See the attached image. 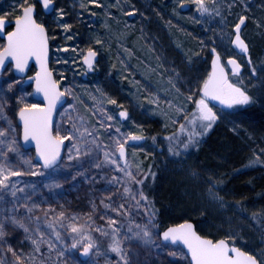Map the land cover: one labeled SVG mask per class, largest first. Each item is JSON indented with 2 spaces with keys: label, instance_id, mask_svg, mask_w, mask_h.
I'll use <instances>...</instances> for the list:
<instances>
[{
  "label": "rangeland",
  "instance_id": "rangeland-1",
  "mask_svg": "<svg viewBox=\"0 0 264 264\" xmlns=\"http://www.w3.org/2000/svg\"><path fill=\"white\" fill-rule=\"evenodd\" d=\"M53 1L55 9L62 10L64 16L61 17L59 11L45 15L38 3L36 16L48 29L50 69L55 79L60 81L61 91L70 87L73 93L65 94L66 102L57 115L53 130L71 128L72 123L78 124L79 117L83 116L88 122L84 127L91 128L101 120L105 124H112L111 131L106 127L99 129L105 141L116 134L117 128L121 132H137L145 139L126 145L127 164L121 160V166L134 175L139 173V179L149 169L152 171L156 164L160 170L159 192L169 189L177 192L181 199L167 206L159 199L162 215L159 219L154 216L156 227L150 229L153 231L154 244L145 246L143 241L134 237L125 240L123 247L131 264H190L181 246L162 244L160 237L165 227L186 220L190 214L196 219V229L200 234H212L215 238L235 234L237 246L244 251L254 255L264 253V207L259 210L263 223L255 227L239 217L227 194L215 189L223 197L224 203L210 201L207 195L209 174L201 173L198 164L192 161L189 156L191 145L187 149L183 147L187 133L180 131L184 116L195 107L185 97L189 95L190 88L193 94L197 93L198 81L210 71V67L209 71L204 67V54L209 51L210 61V50L215 47L221 53L223 62L229 55L240 62L243 67L238 76L240 86L249 92L252 101L231 109L213 106L220 116L213 126L220 125L245 139L254 154L264 149V134L252 135L243 123V115L248 107L264 108V0H215L220 15L203 16L198 12L194 0H186L191 5L186 12L180 11L179 0H99L97 4H89L88 0ZM14 2L0 0V13L10 12ZM81 3L85 7L82 8ZM209 4L212 6L211 0ZM244 4L248 5V20L242 36L249 45V51L239 55L231 47L229 34L233 32L237 17L245 14ZM228 5L233 7L229 9ZM133 8L136 11H132ZM8 20H14V16L9 15ZM257 21L260 22L259 26ZM62 24L72 27L65 31ZM97 39L103 41L102 45L95 44ZM3 44L4 40L0 38V45ZM89 47L96 48L99 56L92 69L86 68L82 62V55ZM248 56H251V65L247 62ZM252 66L257 68L255 74L251 72ZM33 73L31 69L28 75ZM0 76L4 78V83L11 82L7 79L9 77L18 81L12 89L13 94L0 97V103L5 105L4 111L16 123L18 105L15 98L32 93V86L25 84L24 78L14 76L11 64ZM230 79L237 83V77L230 75ZM112 98L116 99L117 104L107 102ZM154 98H158L156 103H153ZM28 99L30 103L40 104L32 96ZM181 104L186 111L178 114L177 107ZM69 105L73 106L71 110ZM122 108L127 109L128 117L119 116ZM103 109H107V113L115 119L108 121ZM93 112L97 115L94 116ZM70 119L72 123H69ZM0 126H6V121L0 120ZM19 130L21 137L20 126ZM173 136L175 139L170 140L169 137ZM68 144L69 141H65V145ZM20 151L25 157L34 158V151L24 150L21 143ZM66 153L67 147L64 150ZM261 159L264 160V157ZM79 163L80 167L62 169L59 188L42 189L34 200L36 203L43 201L42 207L45 209L51 204L57 212L64 211L66 215L75 213L83 217L84 214H90L95 229V225L107 224L106 215L112 214L111 210L104 208L101 200L107 203L111 193L119 201L120 196L116 195L119 186H110L114 166L103 161L102 152L98 156L82 157ZM97 163L101 165L99 168L96 167ZM24 171L22 179L25 183L38 179L30 175L31 170L27 165ZM193 172L199 175L193 176ZM136 187L133 185L134 191ZM6 198L10 200V197ZM146 206L149 211L154 209L152 204H142L138 209L135 204L132 205V219L137 224L149 223L148 212L144 211ZM11 207V202L3 206L0 218L10 216ZM187 209L194 212L187 214ZM23 214L22 208L18 210V218ZM34 215L42 218V230L48 231L43 223L45 213L36 212ZM51 218L52 214L49 213L47 219ZM121 222L122 231L130 236L127 233V219ZM7 232L15 247L31 252V243L26 240L23 229L9 222ZM95 236L100 244L99 253H93L95 264H120L118 254L110 250V237L100 236L99 233ZM64 239L66 243H72L70 234L65 233ZM40 253L42 255L37 256L38 260L55 264V250L49 252L45 244ZM0 256H3V252H0ZM6 259H10V254Z\"/></svg>",
  "mask_w": 264,
  "mask_h": 264
},
{
  "label": "snow or ice",
  "instance_id": "snow-or-ice-1",
  "mask_svg": "<svg viewBox=\"0 0 264 264\" xmlns=\"http://www.w3.org/2000/svg\"><path fill=\"white\" fill-rule=\"evenodd\" d=\"M98 2L99 0H88L89 4ZM37 3H41L44 9L52 8L53 11H59L61 17L64 16L62 10L55 9L53 0H15L10 12L0 13V30H6L10 26L9 15L14 16L15 24L11 31H7L6 43L0 45V70L6 66V61H9L14 62L16 73L24 74L30 58L34 57L39 65V71L33 77H29V80L34 79V92L42 93L46 101L43 104L30 103L28 97L32 96V93L16 96L15 103L18 105L16 115L19 117L16 123L4 111L5 105L0 103V120L6 121V126H0V211L9 202L12 205L10 209L12 214L0 218V252H3V256H0V264H45V261L37 259L38 255H42L40 249L45 244L49 252L56 251L55 264H95L92 258L93 253L100 251L96 233L110 237V250L118 254L120 264H131L123 247L125 240L134 237L138 241H143L145 246L155 243L153 231L150 230L156 227L153 222L155 212L149 211V207L146 206L144 211L148 212L149 223L137 224L132 219L130 209L133 204L137 209L142 204L151 206L144 185L149 176L154 178L156 174L149 169V172L143 173L138 179L139 173L134 175L132 171L122 167L120 161L123 160L125 165L127 164L126 145L130 142L143 141L145 138L135 131L121 132L117 128L116 134L105 141L99 129L106 127L111 131L112 124H105L101 120L99 124L91 128L84 127L88 122L83 116L79 117L78 124L72 123L70 119L71 128L53 130L52 117L58 102L65 94L72 95L73 93L70 87L65 88L63 92L60 90L58 87L60 81L54 78L52 70L48 67L50 37L45 24L37 19ZM194 3L202 16L205 14L220 15L218 6H215V0H211L212 6L209 0H194ZM185 4L186 0H179L181 7ZM81 7L85 5L81 3ZM228 7L231 9L233 5H228ZM243 8L245 14L237 17L229 38L232 45L247 53L249 45L242 36V26H246L248 20L246 14L248 5L244 4ZM132 11L136 10L133 8ZM108 15L111 16L112 13L109 12ZM256 23L260 25L259 21ZM61 26L65 31L72 27L70 24ZM102 43L103 41L99 39L95 41L96 45H102ZM210 53L212 56L211 71L198 81L197 93L193 94L190 88L189 95L185 97L195 105L191 113L184 116V123L180 125V131L187 133V140L183 144L185 149L190 145L198 144L199 137L219 120L220 116L210 104V100L218 101L220 105L227 106L229 109L236 105H246L252 101L249 92L240 86L238 78L242 67L240 62L234 56L227 57V64L231 66L230 71L233 76L237 77V83H233L229 77V71L222 62L221 53L215 47L211 48ZM97 55L96 48L93 47H89L87 53L82 55L88 69L93 68ZM247 62L249 65L252 64L251 56H248ZM251 72L255 74L257 68L252 66ZM7 79L11 82L4 83V78L0 76V97L13 94L12 89L18 84V81L11 80L10 77ZM157 100L158 98H154L153 103ZM107 102L112 105L117 104L114 98ZM168 103L171 104V101ZM72 107L69 105V110ZM103 111L108 121L115 119L107 113V109ZM185 111L183 104L177 107L178 114ZM93 115L97 113L93 112ZM128 115L127 109L122 108L119 112L120 117H128ZM20 123H22L23 141H35L36 157L34 158H27L20 151ZM169 139H175V137H169ZM65 141H69V144L65 145ZM65 147H67V153L62 155V149ZM101 152L103 161L114 166L110 186H119L116 195L120 196V200L117 201L115 195L110 193L107 203L101 200L104 208L111 210L112 213L106 215L107 224L95 225L93 229L94 220L90 214H84L83 217L75 213L66 215L64 211L57 212L51 204L45 209L42 207L43 201L42 203L35 202L34 197L38 198V193L42 189H57L61 186L60 177L63 175L64 167H80L79 161L82 157L98 156ZM261 157H264V149H260L256 153L255 160L250 163L257 161L264 163ZM33 159L37 162L33 163ZM25 165L31 170L30 175L38 178L35 182L25 183L22 179L25 175ZM100 166L99 163L96 164L97 168ZM192 175L197 176L199 173L193 172ZM133 185L138 186L135 191ZM217 187H219L217 182L208 181V199L214 203L223 204V197L215 191ZM6 197H10V200ZM93 207L95 208V205ZM21 208L24 214L18 218L17 212ZM36 212L45 213L43 223L46 224L48 231L42 230V218L34 215ZM49 213L52 214L51 219H47ZM125 219L128 221L127 233H130V236L122 231L121 221ZM9 222L23 229L26 240L31 243V252H26L24 248L13 245L7 232ZM65 233L71 235V244L65 242ZM169 242L173 245L186 246L190 253V264H264V253L254 255L237 246V235L220 238H214L211 234L201 235L196 231L193 223L187 219L180 224L167 227L161 233V243ZM9 254L10 259H6Z\"/></svg>",
  "mask_w": 264,
  "mask_h": 264
},
{
  "label": "trees",
  "instance_id": "trees-1",
  "mask_svg": "<svg viewBox=\"0 0 264 264\" xmlns=\"http://www.w3.org/2000/svg\"><path fill=\"white\" fill-rule=\"evenodd\" d=\"M204 55V67L209 71V51ZM243 123L252 135L264 134V108L248 107L243 115ZM189 156L193 162L198 164L201 173L208 172V180L219 184L216 189L222 194H227L240 218L249 221L255 227L258 223H263L259 210L264 207V163L259 161L250 163L255 160L256 154L248 147L245 139H241L220 125H215L199 137L198 144L193 147L191 145ZM152 172L156 175L154 178L148 177L144 190L153 205L152 211L155 212V217L159 219L163 211L159 199L165 206L181 199L177 192L169 189L159 192L160 170L156 164ZM191 212L188 210L187 214ZM205 217H207L206 214ZM187 220H192L195 224L197 222L191 214Z\"/></svg>",
  "mask_w": 264,
  "mask_h": 264
},
{
  "label": "water",
  "instance_id": "water-1",
  "mask_svg": "<svg viewBox=\"0 0 264 264\" xmlns=\"http://www.w3.org/2000/svg\"><path fill=\"white\" fill-rule=\"evenodd\" d=\"M53 3H54V2H53ZM38 5H39L41 11H42L45 15H49V14H51V13L53 12V9H52V8L44 9V8L42 7L41 3H38ZM54 7H55V3H54ZM190 7H191V5L186 3L185 6L180 7V11H181V12H186V11H188V10L190 9ZM36 14H37V9H36ZM8 22H9V25L12 26V28L15 27L14 20H12V21H9V20H8ZM244 27H245V26H242V30H243ZM12 28H11V30H12ZM11 30H10V31H11ZM6 34H7V33H5V30H0V37H1L2 39H4V43H6ZM233 38H234V36H233ZM231 47L237 52V54H239V55H243V54H245L244 52H242L241 50H239L238 48H236V47H235L234 45H232V44H231ZM86 53H87V52H86ZM86 53H85V54H86ZM98 59H99V56L97 55V58H96V60H95V62H94V65L97 63ZM211 59H212V56H211ZM211 59H210V61H209L210 71H211ZM82 62H83V65L87 68V65L84 63L83 60H82ZM222 62H223V61H222ZM223 63L225 64V68H226V70L229 71V77H230V75H232V73H231V71H230L231 66L227 64V59H226L225 62H223ZM9 64L12 65V72H13V74H14L15 77H17V78H24V83H25V84H31V86H32V94H33V95H32V98H33V100L36 101V102H38V103H40V104L46 103V101H45L44 98H43V94H42V93L37 94V93L34 92V89H35V81H34V79H33V80H29V77H33L34 74H35L37 71H39V65H38V63L36 62L35 58H34V57H33V58H30L29 63H28V67L25 69L24 74H18V73H16V72L14 71V62L6 61V66H5L2 70H0V75L3 73V71L6 69V67H7ZM48 67L50 68V43H49V52H48ZM31 69L34 70V73H33V75L29 76V75H28V72H29ZM242 70H243V67H241V71H240V73L242 72ZM52 73H53V72H52ZM240 73H239V74H240ZM53 76H54V74H53ZM54 78H55V77H54ZM58 87L60 88L59 85H58ZM60 90H61V89H60ZM65 102H66V96H64V97L62 98V100H61L60 102H58V104H57V108H56V110L54 111V113H53V117H52L53 129H54V125H55V122H56V119H57V115H58L59 111L61 110V108H63V106L65 105ZM210 104H211L212 106H222V105L219 104L218 101H211V100H210ZM18 121H19V117H18V115H17V122H18ZM19 126H20V128H21L20 142H21V146H22V148H23L24 150H33V151H34V157H36V152H35V141L24 142V141H23V137H22V123H20ZM64 150H65V148L62 149V155L64 154ZM34 162L36 163L37 161L34 159ZM190 221L193 223V225H194V227H195V229H196V224H195V222L192 221V220H190ZM182 222H183V221H182ZM182 222H180V223H182ZM180 223H178V224H180ZM170 226H171V225H170ZM167 227H169V226H167ZM167 227H165V228L161 231V233H162ZM196 231H197V229H196ZM161 233H160V237H161ZM167 244H171V243L169 242V243H167ZM171 245H173V244H171ZM173 246H177V245H173ZM179 246H181V247L183 248L185 254L187 255V257H188V259H189V263H190V253L187 251L186 246H183L182 244H180Z\"/></svg>",
  "mask_w": 264,
  "mask_h": 264
},
{
  "label": "flooded vegetation",
  "instance_id": "flooded-vegetation-1",
  "mask_svg": "<svg viewBox=\"0 0 264 264\" xmlns=\"http://www.w3.org/2000/svg\"><path fill=\"white\" fill-rule=\"evenodd\" d=\"M12 28V26L10 25L6 30H5V33H7V31H10ZM1 38V37H0ZM4 40V39H3Z\"/></svg>",
  "mask_w": 264,
  "mask_h": 264
},
{
  "label": "bare ground",
  "instance_id": "bare-ground-1",
  "mask_svg": "<svg viewBox=\"0 0 264 264\" xmlns=\"http://www.w3.org/2000/svg\"><path fill=\"white\" fill-rule=\"evenodd\" d=\"M54 2V1H53Z\"/></svg>",
  "mask_w": 264,
  "mask_h": 264
}]
</instances>
